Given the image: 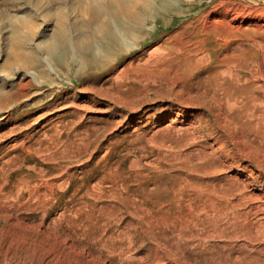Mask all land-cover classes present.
<instances>
[{"label": "bare ground", "instance_id": "bare-ground-1", "mask_svg": "<svg viewBox=\"0 0 264 264\" xmlns=\"http://www.w3.org/2000/svg\"><path fill=\"white\" fill-rule=\"evenodd\" d=\"M51 1L58 9L55 6L52 12L45 8L43 15L58 17L60 29L51 33L50 38L42 34L40 45L31 49L30 44L28 49V36L16 26L17 20L27 25L41 14L17 0H0V25L10 31L5 36L6 56L14 60L12 67L32 64L39 67L38 52L42 51L46 66L54 72L57 69L49 57L67 46L76 54L78 51L92 53L93 64L105 63L103 49L111 46L118 55L139 43L156 0ZM34 2L36 6L43 3L42 0ZM230 11L222 19L208 21L200 32L204 37L195 31L181 42H169L152 52L143 67L139 65V57H133L130 66L112 67L104 83L101 79L92 80L89 88L92 93L104 91V84L111 81L109 89L122 104L164 92L170 103L157 108L149 105L145 112L137 108L136 116H127L133 124L143 116L158 114L159 110L162 115H169L165 122L162 118L149 125L139 121L131 133L123 135L130 144L135 142L134 148L146 150L148 147L156 152L146 163L147 169L140 167L146 155L130 162L127 158L121 160L118 167H110L97 177L96 183L94 180L90 186L78 188L72 194L73 205L65 204L62 219L53 220L58 222L59 230L66 225L76 244L93 252L84 264H131L125 258L135 253L141 254L140 264H264V72L256 70L254 65L251 67L244 59L246 52L253 58L262 53L264 39L263 36L249 39L236 36L244 32L243 20L247 15ZM236 22L240 24L232 25ZM253 26L248 28L264 33V25L253 23ZM210 34L224 52L214 63L211 53L206 52ZM244 34L248 36V31ZM97 39L106 43L100 46L95 42ZM247 44L251 47H245ZM82 64L88 62L84 59ZM7 69L6 64L0 65V111L12 110L21 104L14 103L15 98L10 103L14 87L11 77L6 78ZM33 70L22 72V78L30 79L21 81L18 88L31 86L33 81L37 85L46 83L44 70L40 67L38 72ZM243 72L253 78H245ZM195 97L209 99L206 101L209 109L201 103L191 104L189 100ZM54 106L58 108V102ZM14 112L10 111L11 122H21L26 127L28 120L21 121ZM188 115L199 119L203 126L194 125ZM114 122V125L120 123ZM8 123L0 122V126H9ZM204 128L208 130L207 138L199 140L196 130ZM22 133H17L18 139ZM4 140L5 136L0 134V154ZM80 140L70 138L63 144V150L54 152V158L64 162L82 159L86 150ZM49 149V144L42 146V152ZM128 162L129 167H123ZM5 164L0 158V212L5 213L10 223L8 232L0 237V264H74L63 255V247L59 251L55 247L47 249L45 253L40 250V244L49 242L53 236L49 226L37 225L35 219L31 223L26 218H17L25 210L47 215L55 194L54 184L28 175L16 179L13 188L3 192L7 181L2 178L6 173ZM35 181L41 185L35 187ZM91 195L93 202H88ZM137 196L142 199L137 201ZM106 199L114 204L99 207L98 203ZM75 243L68 251H73Z\"/></svg>", "mask_w": 264, "mask_h": 264}, {"label": "rangeland", "instance_id": "rangeland-1", "mask_svg": "<svg viewBox=\"0 0 264 264\" xmlns=\"http://www.w3.org/2000/svg\"><path fill=\"white\" fill-rule=\"evenodd\" d=\"M17 1L21 2V4L29 10L33 9L37 12L39 11V14L41 15L44 14L43 12L45 8L52 12L55 11L56 7L58 9V6L53 5L51 0H42L43 3H41L40 6L34 5V0ZM255 1L256 0H156L151 14L148 17L149 19H147V24L144 26L145 30L143 29V38L140 39L136 46L132 47L133 50L131 48L128 52L116 55L118 51L116 49L113 50V47L110 46L105 48L103 49L104 52L102 55L104 57L106 56L107 59H105V61L107 62L100 63L98 65V63H92L95 62L93 61L94 55L92 53L89 54L78 51L76 54L70 46H67V48L63 50L61 49L62 51L59 49L58 52L57 50L53 56L49 57L54 68L57 69L54 72L52 70L51 72L49 71L48 66H46V62L44 61L45 55L42 51H39V67L44 70L43 72L46 75V83L43 85H37L32 80L33 82L31 86L22 88L17 87L19 83L23 80L30 79L27 77L22 78V72L33 69L34 72L35 70L37 71V68L39 69V67L37 65L36 67L33 66L34 64H32V66H27L28 69L27 67L22 66L20 68L18 66H11L14 60L7 59L6 56V53L8 52L6 37L10 34V31L9 28L5 30V28L0 25V65H7L8 73L5 75L6 78L11 77V84L14 87V93L11 96V101H9L12 104L15 98L14 103H21L20 105L12 108V110L5 109L0 111V122H9V126H0V134L5 136V142L2 145L3 152L0 154L2 164L6 163L4 167L6 173L2 178L5 179L4 182L6 180L7 181L3 192L5 191L7 193V191L12 189L16 179L28 175L49 180L54 184L55 194L54 198L50 202V209L48 210L49 212L47 215L42 211L29 213L28 210L21 211L18 213L19 215L17 214V218H26V220L28 219L27 222L32 223L35 219L37 225H42V227L49 226L53 236L49 242L45 241L43 244H40V250L42 253H45L47 249H54V247L59 251V248L63 247L65 248L63 250V255L67 259L69 257V260L74 264H84V261L87 259L86 257L93 255V252L87 251V249H84L82 246L74 242L76 239L71 235L66 225L62 228L60 227L61 229L59 230V227H56L58 222L54 223L55 221L53 220L60 221L62 219L61 213L65 204H68L70 207L73 205L72 194L77 191L78 188L81 187L84 189L85 186H90L91 181L94 180L96 183L97 177L104 174V171L110 167H118L121 160L127 158L130 162L136 158H141L146 155V157H142L143 163L140 164V167L142 170L147 169L146 163L153 158L156 152L148 147H145L147 148L146 150L134 148L135 142L130 144L129 139L125 138L123 135H125V133H131L132 129L138 125L137 122L139 121H141L142 125H149L151 123H156V121L160 118H162L165 122L164 119L169 116L162 115V111L159 110L158 114L154 115V113H151L149 117L143 116L141 120L138 119V121H135L136 124L133 122V125L131 124V121H129L128 117L136 116L139 109H142V111L145 112L149 108V105L155 108L158 106L167 107L170 103L167 100L168 98H165L167 94H165V92L152 94L134 103L126 102L124 103V106L119 98L112 94L113 90L109 89L111 81L108 80L109 82L107 81L108 83L106 82V84H104V91L98 90V93L96 91L92 93L89 91V88L92 86V80L101 79L104 83L109 78V75L112 72V67L118 66L120 69H123L130 66L129 62L133 57H139V65L140 67H143V65L146 64L145 62L147 61V58L158 49L165 47L167 43L173 41L181 42L186 39V37L195 34V31L198 34H200V32L202 33V29H204L208 21L213 23L214 19H222L228 15L230 10L231 14H235L237 12L244 14L245 16L247 15V18L243 21L245 24L244 32L248 31V36H246L244 32L236 34V36L244 39L263 36L264 39L263 32L251 31L252 28H248L249 25L255 27L253 26V23H259L262 26L264 25V10L261 12L262 9H264V0ZM228 9L229 11H227ZM41 15L32 18L27 22V25H22V22L19 20H17L18 23H16V26L22 28V31L27 34L28 42L26 46L29 47L31 44V49L40 45L42 34L45 33L48 35L47 37L50 38L51 33L53 34L55 31L60 29L61 22L58 17L50 16L46 18V16ZM238 24L240 23L236 22L232 25L237 26ZM32 26L34 27L33 30L31 29ZM202 37L204 36L202 35ZM207 37L209 39L206 44V52L211 53V58L214 63V61H216L217 58L224 52H222L221 49H219V46L215 44L212 34ZM95 42H98L97 44L100 46H102V43H106L105 40L100 39H97ZM30 47L28 49H30ZM245 47L249 48L251 45L247 44ZM84 59L89 65L85 64V66L82 64ZM244 59L249 61L248 64H250L251 67L254 65L256 70H259L262 73L264 72V50L262 53H257L255 58H253L249 52H246L244 54ZM9 65L11 67L10 69L8 67ZM242 75L245 78H253L246 72H243ZM87 85L88 88H86ZM206 101H209V99L201 97H195L192 98V100H189L191 104L201 103L204 108L209 109V102ZM56 102H58V108H55L54 106L56 105ZM70 104H75V107H70ZM131 107L136 109L133 110ZM206 109L201 110L203 113H207ZM185 110L190 111V109ZM10 111H15V117H19L21 121L23 119H27V126H22L21 122L13 124V122L9 119ZM78 112L81 114L77 115ZM188 116V120L194 121V125L203 126L202 124L200 125L199 119H193L190 115ZM174 117L176 118L177 115L175 114ZM210 117L211 120L214 119L213 115ZM114 120L120 121V123L117 122V124L114 125V123H116ZM118 124L122 126L119 127ZM109 125L112 127H109ZM196 131L199 135V140H205L207 138L208 130L206 128H204L203 131ZM20 132H23L22 137L18 139L17 133L19 134ZM30 137L31 140L29 139ZM70 138L72 140L81 138L80 141L82 143V147L86 150V154L83 158L77 161L65 162L54 158V152L56 150H63V144L70 141ZM44 144L50 145L48 152H42V146ZM129 162L123 165V167H129ZM34 185L35 187H39L41 183L35 181ZM26 198H29L28 195H26ZM93 199V196L88 197L87 201L93 202ZM141 199V196L136 197L137 201ZM108 204L114 203L113 201L106 199L98 203V206L105 207ZM4 215V212H0L1 238L4 233L8 232V225L10 223ZM74 243L75 248H73V251H68L69 246ZM139 246L140 248H147L148 245ZM139 246L136 245V247ZM106 254L108 255L107 252L104 255L107 256ZM140 255L141 254L139 253L129 254L126 256L125 260L129 261L131 264H140L142 261ZM142 257H144V254H142ZM102 258L105 259V257ZM106 264L110 263L108 262Z\"/></svg>", "mask_w": 264, "mask_h": 264}]
</instances>
